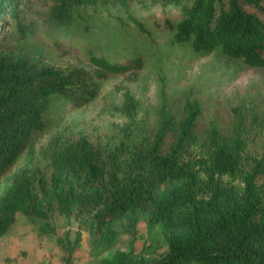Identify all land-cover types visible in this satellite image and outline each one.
I'll use <instances>...</instances> for the list:
<instances>
[{
    "label": "trees",
    "instance_id": "1",
    "mask_svg": "<svg viewBox=\"0 0 264 264\" xmlns=\"http://www.w3.org/2000/svg\"><path fill=\"white\" fill-rule=\"evenodd\" d=\"M163 2L147 0L141 10L150 5L153 24L170 31L173 42L264 68V0H188L177 16L164 12ZM112 6L150 35L128 0H0V176L35 147L52 96L86 103L107 73L136 70L143 61L89 54L93 71L62 69L35 62L11 40L38 39L42 15L59 22L90 19L111 14ZM120 109L133 126L136 102L128 91ZM185 109L180 119L163 112L154 132L139 142L105 146L85 135L49 140L44 163L20 171L0 197V236L22 215L39 237L53 238L65 264H72L83 231L92 253L131 236L129 249L99 264H264V150L254 154L238 133L228 136L215 127L197 142L199 107L187 103ZM59 215L77 221L74 240L57 230ZM139 222L149 243L137 252ZM156 227L161 240L152 235Z\"/></svg>",
    "mask_w": 264,
    "mask_h": 264
},
{
    "label": "rangeland",
    "instance_id": "2",
    "mask_svg": "<svg viewBox=\"0 0 264 264\" xmlns=\"http://www.w3.org/2000/svg\"><path fill=\"white\" fill-rule=\"evenodd\" d=\"M178 1L182 4L188 0ZM145 2L147 0H128L134 16L145 23L150 35L140 32L121 7L112 6L111 14H93L90 19L77 17L59 22L42 15L38 39L28 43L16 38L11 40L13 46L25 47L35 62L62 69L82 66L93 71L95 67L87 59L89 54L110 60L141 57L143 61L139 69L107 73L99 80L96 96L86 103L74 105L64 97L52 96L43 112L45 127L35 136V147L25 150L18 162L0 176V197L20 171L44 163L42 150L49 140L57 137L71 140L85 135L105 146L121 141L139 142L154 132L163 112L173 114L176 119L184 117L187 103L199 107L193 129L197 142L207 138L210 128L215 127L219 133L228 136L238 133L252 153H262L264 81L260 82L253 96L234 108L226 103L209 105L203 93L205 88L217 86L221 81L226 82L228 88L239 89L242 79L238 78L252 72L264 75V68L248 67L241 60L224 56L216 50L198 53L188 44L173 42L170 31L153 24L149 17L151 6L141 10ZM180 4L167 0L162 8L164 12L177 16ZM125 91L136 102L133 126L120 109ZM55 225L59 232L67 230L70 239H75L78 223L73 217L56 216ZM137 228L133 246L140 252L143 245L149 243V234L143 222H139ZM152 235L161 240L158 227ZM85 238L83 231L72 264H99L101 258L109 257L115 250L129 249L131 236L121 235L109 249L97 253L89 251ZM166 251V246L160 249V252ZM0 263L65 264L63 252L53 238L39 237L35 226L22 215L17 216L11 228L0 236Z\"/></svg>",
    "mask_w": 264,
    "mask_h": 264
},
{
    "label": "clouds",
    "instance_id": "3",
    "mask_svg": "<svg viewBox=\"0 0 264 264\" xmlns=\"http://www.w3.org/2000/svg\"><path fill=\"white\" fill-rule=\"evenodd\" d=\"M242 84L239 89L228 88L226 82H217V86L207 87L204 90L203 98L212 105L214 103H226L231 108L239 107L241 102L253 96L261 81H264V75L256 72L245 73L242 77Z\"/></svg>",
    "mask_w": 264,
    "mask_h": 264
}]
</instances>
